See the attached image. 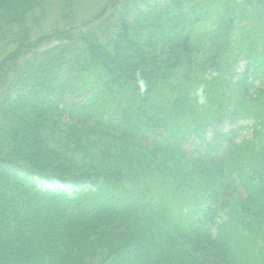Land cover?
Masks as SVG:
<instances>
[{
  "label": "trees",
  "instance_id": "trees-1",
  "mask_svg": "<svg viewBox=\"0 0 264 264\" xmlns=\"http://www.w3.org/2000/svg\"><path fill=\"white\" fill-rule=\"evenodd\" d=\"M50 4L0 0V264H264V0H109L36 36Z\"/></svg>",
  "mask_w": 264,
  "mask_h": 264
},
{
  "label": "rangeland",
  "instance_id": "rangeland-1",
  "mask_svg": "<svg viewBox=\"0 0 264 264\" xmlns=\"http://www.w3.org/2000/svg\"><path fill=\"white\" fill-rule=\"evenodd\" d=\"M67 1L70 0H51L50 7L47 9L40 27L37 28V33L35 34L36 36L39 33H48L53 28L80 27L86 20L99 13V11L104 8V6H106L107 4L109 5V0H71L69 5L64 6V3ZM252 16L258 17V15L255 13H253ZM261 18L264 19V16L262 15ZM244 23H247L248 25L252 24L253 18H250L248 16V18H245ZM241 28L242 30H244V26ZM246 36L247 35L241 34L237 38L235 47H238V56L233 66L234 68H231L232 71L229 73V79L231 78V80L235 81L240 77L244 78V76H246L247 81H253L255 84L253 87H251L250 93H252L254 92L252 90H254V88L260 84V78L263 77V72H261V69L259 68L255 69L256 65L253 58L249 57L248 59L244 55V47L249 43H252V40L247 39ZM251 37H253V35ZM254 38L258 42V45H256V47H260V45L264 42V35H255ZM44 45H47V43H45ZM6 51L7 49L3 48V46L0 45V57L2 54L4 55ZM235 57L236 56H234L233 54L228 55V61L230 62L229 64L231 67L236 59ZM233 81L230 82L232 83ZM251 124V119L242 118L237 122L232 123L231 120L226 117L219 123L218 128L222 131H226L229 128L239 126L240 128L238 129V137L251 138L253 132ZM208 135L211 137L212 131H209ZM184 145L186 146V149L189 148L191 151L201 148L199 141L193 137H188L187 139H185ZM36 181L38 185L44 189L65 190L67 192H71L73 189L72 185L64 184L56 180L36 178Z\"/></svg>",
  "mask_w": 264,
  "mask_h": 264
},
{
  "label": "clouds",
  "instance_id": "clouds-1",
  "mask_svg": "<svg viewBox=\"0 0 264 264\" xmlns=\"http://www.w3.org/2000/svg\"><path fill=\"white\" fill-rule=\"evenodd\" d=\"M135 76H136V84L139 88V93L141 96H143L148 92V83L139 70L135 72ZM218 76H219V72L211 68L208 69L207 72L205 73V79L207 80H212ZM190 95L194 96L196 103L202 107H206L209 103V98L205 91L204 84H200L198 87H196L194 91L190 93Z\"/></svg>",
  "mask_w": 264,
  "mask_h": 264
}]
</instances>
